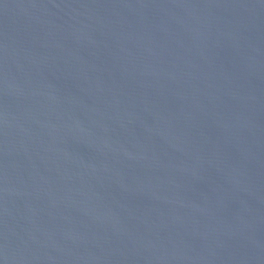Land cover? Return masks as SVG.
<instances>
[{
	"label": "water",
	"instance_id": "water-1",
	"mask_svg": "<svg viewBox=\"0 0 264 264\" xmlns=\"http://www.w3.org/2000/svg\"><path fill=\"white\" fill-rule=\"evenodd\" d=\"M0 264H264V0H0Z\"/></svg>",
	"mask_w": 264,
	"mask_h": 264
}]
</instances>
